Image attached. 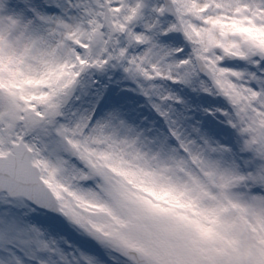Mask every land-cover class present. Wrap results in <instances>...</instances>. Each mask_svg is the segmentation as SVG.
I'll return each mask as SVG.
<instances>
[{"label":"snow or ice","instance_id":"1","mask_svg":"<svg viewBox=\"0 0 264 264\" xmlns=\"http://www.w3.org/2000/svg\"><path fill=\"white\" fill-rule=\"evenodd\" d=\"M0 264H264V0H0Z\"/></svg>","mask_w":264,"mask_h":264}]
</instances>
